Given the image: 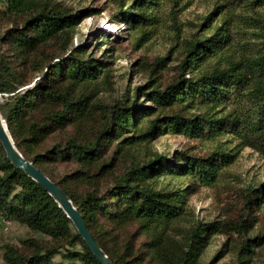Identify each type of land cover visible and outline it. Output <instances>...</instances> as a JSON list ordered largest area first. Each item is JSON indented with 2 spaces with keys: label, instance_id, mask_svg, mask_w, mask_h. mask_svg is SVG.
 <instances>
[{
  "label": "trees",
  "instance_id": "obj_1",
  "mask_svg": "<svg viewBox=\"0 0 264 264\" xmlns=\"http://www.w3.org/2000/svg\"><path fill=\"white\" fill-rule=\"evenodd\" d=\"M192 1L113 0L110 23L139 34V43L167 27L180 58L167 84L156 76L168 57L157 58L144 85L106 104L96 95L109 82V62L85 57L83 45L69 48L72 28L89 10L0 0V115L23 158L64 191L113 264H202L210 237L224 225L192 221L189 197L215 185L243 149L264 159V21L258 14L264 0H212L208 14L183 34L178 15ZM58 47L61 55L47 52ZM164 135L209 148L202 156L188 151L136 160L137 146ZM247 190L262 202L264 183ZM243 206L233 229L241 245L227 264L251 263L264 241V234L249 236L255 223L249 198ZM0 217L54 244L33 242L34 252L11 254V264H51L65 245L73 249L72 261L98 264L61 209L9 164L1 145Z\"/></svg>",
  "mask_w": 264,
  "mask_h": 264
},
{
  "label": "rangeland",
  "instance_id": "obj_2",
  "mask_svg": "<svg viewBox=\"0 0 264 264\" xmlns=\"http://www.w3.org/2000/svg\"><path fill=\"white\" fill-rule=\"evenodd\" d=\"M49 1L61 4L72 13L89 10L72 28L69 48L83 45L85 57L109 62L106 68L109 82L106 80L101 83L96 95L98 102L113 103L123 99L133 88L144 85L148 79V65L157 58L168 57L163 75L156 76L158 83L165 85L173 79L174 68L180 57L178 52L171 51L173 46L168 39L170 34L167 27L157 35H152L148 42L139 43V34L126 30L124 24L110 23L109 19L114 12L113 0ZM211 7L212 0H193L192 4L178 15L177 21L183 34L190 32L191 26L199 23ZM2 8L3 3L0 2V10ZM258 14L264 21V7L258 10ZM47 52L52 55L63 53L60 47ZM102 80L104 79L100 81ZM208 148V143L188 140L183 136L164 135L150 143L137 146L136 156L139 159L136 160H148L154 154L171 156L175 152L188 151L194 156H202L207 153ZM66 170L65 167L60 168V172ZM262 183L264 159L251 149L245 148L234 163L223 170L215 185L200 187L189 197L187 207L192 221L224 225L219 233L210 237L201 256L202 264H209L217 255V263L214 264L235 261L241 240L233 229L240 219L245 198L250 199L253 211L251 214L255 218L249 236H263L264 195H261L262 202L259 203L257 197L250 195L247 190L251 186L258 188ZM260 194H263V190ZM33 242L40 248L54 246L49 238L32 232L25 225L0 217V264H11L9 256L14 253L16 258L31 254L35 250L30 246ZM68 250L73 251L66 245L59 248L58 253L51 258V264H80L67 257ZM253 254L249 264H264V241L254 249Z\"/></svg>",
  "mask_w": 264,
  "mask_h": 264
},
{
  "label": "water",
  "instance_id": "obj_3",
  "mask_svg": "<svg viewBox=\"0 0 264 264\" xmlns=\"http://www.w3.org/2000/svg\"><path fill=\"white\" fill-rule=\"evenodd\" d=\"M0 145L9 164L22 171L27 177L38 184L54 201L58 208L71 222L78 236L83 240L92 256L98 264H113L99 244L87 230L80 212L73 206L71 200L62 189L50 181L42 172L33 166L31 162L23 158L17 150L7 126L0 115Z\"/></svg>",
  "mask_w": 264,
  "mask_h": 264
}]
</instances>
